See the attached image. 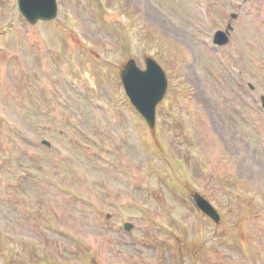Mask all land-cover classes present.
Masks as SVG:
<instances>
[{
	"label": "rangeland",
	"instance_id": "rangeland-1",
	"mask_svg": "<svg viewBox=\"0 0 264 264\" xmlns=\"http://www.w3.org/2000/svg\"><path fill=\"white\" fill-rule=\"evenodd\" d=\"M201 1L204 8L209 2L213 11L223 16L219 0ZM201 1L104 0L106 12L121 15L108 22L112 27L106 29L102 18L101 28L96 21L92 0H60V17L66 14L70 22L66 20L65 41L73 47V56L70 47L62 45V26L57 20L39 23L36 38L16 10L14 26L0 35V264H192L197 254L189 250L197 248L191 242L192 234L199 237L194 233L197 219L189 215L183 196L193 189L208 192L213 204L228 214L225 224L237 225L232 231L227 227L226 235L233 233L235 239V234L243 231L241 240L246 245L241 250L234 246L236 240L227 238L223 243L228 245H224L220 233L224 224L209 242L200 240L204 252L199 260L203 262L197 264H264V120L254 117L242 129L233 128V122L229 125L225 117L230 115L229 108L213 102L209 89H215L226 77L212 73L206 48L200 49L196 43L201 33L196 25L206 27V20L198 13ZM221 2L227 4V0ZM5 3L0 0V26L4 24ZM236 6L244 7L237 11L242 22L237 32L246 45L244 68L249 76L258 75L252 82L260 83L264 92V0ZM123 31L134 35L138 48L130 57L139 66H144L141 51H147L142 48L147 44L149 55L166 65L169 76V90L156 109L158 140L141 120V132L156 162L151 174L142 166L145 143L133 146L130 141V119L114 108L117 119L108 126L92 103V97L118 100L120 70L112 60L122 67L126 59L121 50L135 46L132 36L122 39L120 45ZM69 61L80 79L77 87L60 77L64 72L62 78L70 80L62 67ZM219 94L215 96L219 98ZM134 112L129 110V116ZM69 119H75L84 133L100 138V147L76 132ZM39 123L45 124L44 129ZM42 132L50 134L53 142L48 149L35 140ZM137 137L140 143L138 133ZM161 146L172 155L159 156L166 171L161 170L156 158L162 153ZM58 150L67 154L60 155ZM46 165L55 169L48 172L54 171L56 184L60 179L70 181L67 195L71 190L81 192L95 199L96 208L89 210L83 202L65 196L48 204L53 192H61L37 183L34 173L42 172ZM120 165L121 169L117 168ZM17 174L25 180L23 184ZM145 178L157 188V192L149 193V201L144 198ZM4 188L9 191L5 197L1 192ZM157 196H162L163 206L158 205L157 210L151 206L147 217L141 214ZM21 198L29 204L41 200L38 216L27 221L21 214L14 217L11 206L24 212ZM166 208L172 214H167ZM49 210L55 222L53 229L40 219L47 220L45 212ZM121 220L132 222V230L121 229ZM178 221L188 222L186 229L178 226L184 236L176 227ZM162 223L176 227L178 233L164 232ZM179 245L182 253L176 248ZM87 250L93 255L90 261Z\"/></svg>",
	"mask_w": 264,
	"mask_h": 264
},
{
	"label": "water",
	"instance_id": "water-1",
	"mask_svg": "<svg viewBox=\"0 0 264 264\" xmlns=\"http://www.w3.org/2000/svg\"><path fill=\"white\" fill-rule=\"evenodd\" d=\"M29 0H25V2H28ZM159 70L154 69V65H151L148 72H133L130 74H125L127 82H133L136 79L139 78V76H144L146 78H149L145 84L148 86L149 91L154 92L156 95L160 94L162 91V83L158 80L157 76Z\"/></svg>",
	"mask_w": 264,
	"mask_h": 264
}]
</instances>
